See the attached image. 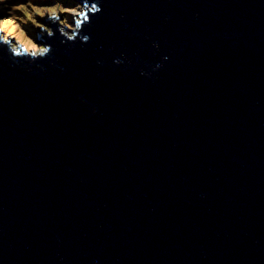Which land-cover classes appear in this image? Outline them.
I'll return each mask as SVG.
<instances>
[{
    "label": "water",
    "instance_id": "95a60500",
    "mask_svg": "<svg viewBox=\"0 0 264 264\" xmlns=\"http://www.w3.org/2000/svg\"><path fill=\"white\" fill-rule=\"evenodd\" d=\"M79 1L0 21V264H264V0Z\"/></svg>",
    "mask_w": 264,
    "mask_h": 264
},
{
    "label": "rangeland",
    "instance_id": "374dc122",
    "mask_svg": "<svg viewBox=\"0 0 264 264\" xmlns=\"http://www.w3.org/2000/svg\"><path fill=\"white\" fill-rule=\"evenodd\" d=\"M13 4L14 17L7 22L8 27H4V21L11 18L1 19L3 28H6L4 35L7 40L15 38L17 45L29 46L46 49L42 43L41 36L45 29V23L42 17L48 15L49 10L63 12L62 22L67 28L66 35H73L74 22L78 21L77 17L83 12L79 0H16ZM21 4H26L28 10L22 11ZM17 9L21 11L17 13ZM17 17L18 21L13 20ZM10 22L11 25H10Z\"/></svg>",
    "mask_w": 264,
    "mask_h": 264
},
{
    "label": "snow or ice",
    "instance_id": "6c2138e0",
    "mask_svg": "<svg viewBox=\"0 0 264 264\" xmlns=\"http://www.w3.org/2000/svg\"><path fill=\"white\" fill-rule=\"evenodd\" d=\"M93 7H94V6H93ZM20 8H21L22 11H27V10H28L26 4H21V5H20ZM82 14H83V13H82ZM4 23H7V21H4Z\"/></svg>",
    "mask_w": 264,
    "mask_h": 264
},
{
    "label": "trees",
    "instance_id": "16d2710c",
    "mask_svg": "<svg viewBox=\"0 0 264 264\" xmlns=\"http://www.w3.org/2000/svg\"><path fill=\"white\" fill-rule=\"evenodd\" d=\"M10 3H14V4H17V1L16 0H11ZM21 10L20 9H17V13H19ZM14 20L18 21L17 17L14 18Z\"/></svg>",
    "mask_w": 264,
    "mask_h": 264
},
{
    "label": "bare ground",
    "instance_id": "6f19581e",
    "mask_svg": "<svg viewBox=\"0 0 264 264\" xmlns=\"http://www.w3.org/2000/svg\"><path fill=\"white\" fill-rule=\"evenodd\" d=\"M10 20H12V18L11 19H9L7 22H9ZM14 20V19H13ZM11 23L12 22H10V25H11ZM5 25H4V27H8L9 25H7L8 23H4ZM3 28V27H2ZM6 28H3V30H5Z\"/></svg>",
    "mask_w": 264,
    "mask_h": 264
}]
</instances>
